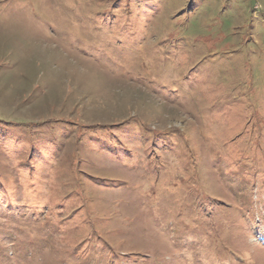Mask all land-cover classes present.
<instances>
[{
	"label": "rangeland",
	"instance_id": "obj_1",
	"mask_svg": "<svg viewBox=\"0 0 264 264\" xmlns=\"http://www.w3.org/2000/svg\"><path fill=\"white\" fill-rule=\"evenodd\" d=\"M0 264H264V0H0Z\"/></svg>",
	"mask_w": 264,
	"mask_h": 264
}]
</instances>
